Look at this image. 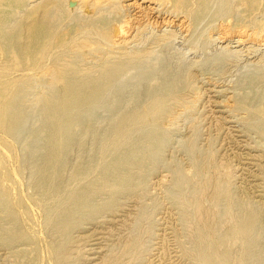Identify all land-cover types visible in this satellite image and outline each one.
I'll list each match as a JSON object with an SVG mask.
<instances>
[{
	"label": "rangeland",
	"instance_id": "1",
	"mask_svg": "<svg viewBox=\"0 0 264 264\" xmlns=\"http://www.w3.org/2000/svg\"><path fill=\"white\" fill-rule=\"evenodd\" d=\"M91 1H78L82 7L79 15L93 13ZM121 2L130 4V9L125 7L117 17L121 22L112 27L119 29L122 24L127 31L122 36L127 41L134 38V43L126 41L123 46L153 50L149 62L155 65V74L143 78L135 70L125 75L120 86L122 105L115 108L110 100L92 114L91 129L84 130L82 126L76 129L77 143L65 156L66 164L61 170L65 189L88 190L98 185L107 135L118 116L132 111L137 103L146 104L152 89L164 84L167 77H179L188 84L187 77L192 76V89L184 93L195 107L176 108L175 115L161 126L165 140L153 146L157 159L146 158L142 167L135 170L133 183L115 198H111L109 191L92 197V210L85 216L75 214L73 226L64 234L56 226L62 216L68 219L70 203L59 206L49 220L50 202L41 201L43 194L37 186L38 170L49 147L44 140L36 142L32 138L41 123L34 103L38 84L31 88L22 134L17 140H8L15 144L22 165L24 206L35 228L29 239L11 238L19 231L18 226L0 212V236L3 237L0 238V264H204L196 236L200 222L209 232L206 242L217 241L223 264H264V132L261 134L252 124L254 114L260 112L264 127V29L259 33L260 29L255 31L252 25V20L263 19L262 12H249L247 4L232 0L233 12L215 16L221 1L213 0L211 11L194 24L186 14L173 12L171 4L159 12L153 9L157 4L149 1ZM164 30L175 35L168 43H156V35ZM116 33L120 39L118 30ZM87 61L83 66L91 64V57ZM242 95L247 98L248 111L235 108ZM192 144L197 148L194 153ZM82 164L89 168L88 173L77 178ZM180 174L185 177L183 190L176 185ZM220 187L225 190L217 199ZM198 205H201L199 210ZM247 214L255 217L253 233L224 243L222 239L228 230L247 218ZM250 241L254 244L249 250Z\"/></svg>",
	"mask_w": 264,
	"mask_h": 264
},
{
	"label": "bare ground",
	"instance_id": "2",
	"mask_svg": "<svg viewBox=\"0 0 264 264\" xmlns=\"http://www.w3.org/2000/svg\"><path fill=\"white\" fill-rule=\"evenodd\" d=\"M78 1L0 0V212L6 214L18 226L19 231L11 238L29 239L35 228V222L24 206L26 197L22 191V165L16 155L15 144L8 140L9 138L17 140L22 134L26 122L28 92L35 85L38 84V94L34 103L38 107L41 127L33 131L32 138L36 142L44 140L49 147V153L38 170L37 186L43 194L41 201L50 202L47 207L49 220L53 218L54 211L59 206L65 202L70 203L68 219L62 216L60 224L56 226L64 234L68 233L73 226L75 214L85 216L92 210V197L109 191L111 198H115L122 189L133 183L135 170L142 167L146 158L157 159L158 155L153 146L165 140L161 126L168 118L175 115L176 108L191 110L195 107V103L188 101L184 93L187 89H192V76L187 77L188 84L183 83L179 77L177 79L167 77L164 84L152 89L146 104L137 103L132 111L118 116L107 135V148L103 155V172L98 185L94 184L93 188L88 190L68 191L65 189V180L61 176V170L66 164L65 156L77 143L76 129L79 126H82L84 130L91 129L92 114L106 103H110V100H112L110 104H113L115 108L122 105L123 95L120 86L125 75L135 70L143 78L155 74V65L149 62L153 50L144 47L129 49L123 46V43L127 41V37L122 36L123 33H127L125 26L121 24L119 29L112 27L119 21L117 17L125 11L124 8L130 9V4L123 5L121 0H93L90 5L93 13L90 16H81L78 11L81 12L82 7ZM148 1L157 4V7L153 9L159 12L166 10L171 4L173 12L186 14L196 24L211 11L210 4L213 0H143V2ZM220 1V8L215 16H223L234 11L232 0ZM241 3L248 5L249 12H262L261 21L252 20L255 31L260 29L259 33L262 32L264 29V0H241ZM116 29L120 33V39L116 37ZM174 35L173 32L164 30L163 33L156 35L155 42L168 43ZM133 40L127 42L134 43ZM88 57L92 59L91 64L83 66L88 62ZM247 105V98L242 95L236 101L235 108L248 111ZM252 124L255 130L263 134L264 127L260 112L254 114ZM195 149L197 148L192 144L193 153ZM88 170L86 165H80L76 177L88 173ZM176 185L180 190L186 186L185 177L181 174L176 179ZM224 190V187L217 189V199L224 194ZM200 207L201 205H198V210ZM247 215V218L239 220L237 224H233L230 231L228 230L222 239L224 243L233 238L247 237L253 233L255 217L253 214ZM189 220L192 219L189 218ZM200 223L198 227L196 223L191 224L197 227L196 236L201 245L200 257L204 264H223L217 251V241L206 242L209 232L206 225L203 223L200 225ZM195 227L194 230H196ZM0 238L3 237L0 236ZM253 244L254 242L250 241L247 248L252 249Z\"/></svg>",
	"mask_w": 264,
	"mask_h": 264
}]
</instances>
